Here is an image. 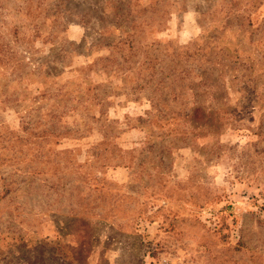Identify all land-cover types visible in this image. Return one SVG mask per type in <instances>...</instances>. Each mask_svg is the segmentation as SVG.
Instances as JSON below:
<instances>
[{
  "label": "rangeland",
  "instance_id": "374dc122",
  "mask_svg": "<svg viewBox=\"0 0 264 264\" xmlns=\"http://www.w3.org/2000/svg\"><path fill=\"white\" fill-rule=\"evenodd\" d=\"M0 264H264V0H0Z\"/></svg>",
  "mask_w": 264,
  "mask_h": 264
}]
</instances>
